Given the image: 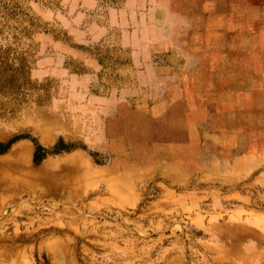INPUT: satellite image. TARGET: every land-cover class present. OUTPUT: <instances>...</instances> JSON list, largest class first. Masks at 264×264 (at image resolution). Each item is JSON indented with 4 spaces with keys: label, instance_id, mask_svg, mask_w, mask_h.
Masks as SVG:
<instances>
[{
    "label": "rangeland",
    "instance_id": "374dc122",
    "mask_svg": "<svg viewBox=\"0 0 264 264\" xmlns=\"http://www.w3.org/2000/svg\"><path fill=\"white\" fill-rule=\"evenodd\" d=\"M159 2L0 0V159L6 157L0 192L7 196L0 203V264H264V243L252 233H264L260 171L223 185L194 170L189 190L200 193L193 202L200 200L209 219L201 228L184 220L180 187L162 180L163 166L116 189L117 171L85 172L88 163L103 165L100 147L69 139L61 123L46 122L41 133L32 128L40 117L30 116L36 106L58 109L69 93L85 90L128 105L142 95L153 98L155 68L175 64L173 54L178 64L187 61V54L159 45L152 29ZM122 69L136 79L119 86ZM163 78L177 80L175 72ZM22 142L30 149L8 165ZM81 156L74 189L52 191L34 178L48 160ZM98 188L102 193L93 192ZM238 191L249 203L233 195Z\"/></svg>",
    "mask_w": 264,
    "mask_h": 264
},
{
    "label": "bare ground",
    "instance_id": "6f19581e",
    "mask_svg": "<svg viewBox=\"0 0 264 264\" xmlns=\"http://www.w3.org/2000/svg\"><path fill=\"white\" fill-rule=\"evenodd\" d=\"M226 1L205 0L204 10L211 13L210 20L205 21V28L192 37L176 38L178 42L186 43L191 50H205L202 55L191 53L193 57L187 59L186 64H197L199 68L181 72L179 82L165 84L162 80L165 74L160 73L168 72V69L156 67L154 74L158 75V78L154 77L153 83L156 84L153 88V98L149 99L142 95L132 105L120 100L108 101L89 95L85 90L69 93L67 102H57L58 109L36 106L30 116L40 117L32 120V128L41 133L46 122L61 123L62 130L69 139L75 142L77 138L84 139L90 146L100 147L103 165L95 167L88 163L85 172L103 174L113 172L112 168H119L126 159L128 161L129 156L123 157L127 151L124 146L132 145V151L136 153L135 146L147 136L146 131L150 132L157 126L170 128L189 124L194 119H205L208 114H218L215 92L206 91L220 86L211 87L213 79L217 80L216 82H223L224 106L230 109V112L233 111V96L238 92V88H244L246 94L253 92L249 89L256 86L241 85V79L264 77V5L241 4L242 0H228L230 1L228 3ZM246 16L248 18L255 16L256 20L261 18L257 24L262 27L260 30L262 35L259 32L250 37L243 35L249 20ZM221 17L237 18L226 19L230 22L225 24V32H221L217 29ZM203 41H206V44ZM171 60L176 64L179 60L178 55L173 54ZM119 73V86L126 79H136L133 72H128L127 69L119 70ZM131 85L136 83L133 82ZM4 134L7 135L6 132ZM25 148L30 149V146L22 142L11 149L14 158L9 161V165L18 164ZM82 159L83 156L76 162H70L69 158L48 160L37 169L34 178L40 177V181H44L47 188L52 191L74 189L77 174L82 169ZM137 159V155L132 157L134 163ZM3 163L4 160L0 161V168ZM58 166L60 170L54 171ZM95 184L97 187L100 185L98 182ZM113 185L117 189L120 183L114 182ZM98 189H94L93 192L102 193L100 188ZM54 250L56 253L64 252L63 247L56 246ZM68 264L76 263L68 261Z\"/></svg>",
    "mask_w": 264,
    "mask_h": 264
},
{
    "label": "crops",
    "instance_id": "0c3cea01",
    "mask_svg": "<svg viewBox=\"0 0 264 264\" xmlns=\"http://www.w3.org/2000/svg\"><path fill=\"white\" fill-rule=\"evenodd\" d=\"M228 2L230 1L227 0L226 3ZM204 3L205 0H160L152 26L155 35L160 37L159 45L162 48H169L171 53L187 54V59L191 58V53L202 55L205 50H191L186 43L178 42L176 38L192 37L205 28V21L210 20L211 13L204 10ZM241 4L262 6L264 0H242ZM235 18L237 17H226V19ZM226 19L221 17V23L217 28L221 32H225V24L230 22ZM248 19L243 35L250 37V35H257V32L262 35L260 31L262 27L257 24L261 18L256 20L255 16H250ZM203 42L206 44V41ZM159 67L169 70L160 74L171 75L175 72L176 82H179L181 72L199 68L193 63L159 64ZM202 81L207 82L209 79ZM216 81L215 79L211 81V87L220 86L206 89V91L215 92L218 114H208L201 120L194 119V123L170 126V128L157 126L150 132L146 131L147 136L135 146L137 152L133 153L132 145L124 146L127 151L123 157L129 156L130 159L128 161L126 159L119 168L111 169L113 172L117 171L114 174V182L120 183L117 186L128 189V183L132 178H142L152 173L158 164L163 166L162 180L173 187H180L177 197L178 201L184 198L183 207L179 206L184 220L201 228L207 227L209 219L200 207L202 206L200 200L195 201V204L193 202L194 198L201 197L200 193L194 194L189 190L192 186L191 175L194 170L215 175L217 182L223 185H233L242 175L258 170L260 171L259 181L264 183V172H261V167L264 165V158H261L264 156V77L241 79V85L256 84V86L249 89L253 92L246 94L243 91L244 88H238V92H235L233 96L231 112L223 103L225 94L223 82ZM134 155L138 156L136 163L132 160ZM5 158L3 157L0 161ZM3 164L6 166L5 163ZM44 164L46 163H42L41 166ZM143 166H147L146 169H140ZM169 195L173 194L169 192ZM233 195L241 198L245 204L249 201V196L239 191L234 192ZM6 200L7 196L0 192V203ZM252 233L258 236L255 240L264 243V233L257 231ZM233 244L240 245L241 242L236 240Z\"/></svg>",
    "mask_w": 264,
    "mask_h": 264
}]
</instances>
